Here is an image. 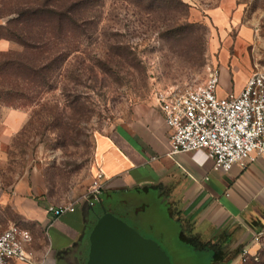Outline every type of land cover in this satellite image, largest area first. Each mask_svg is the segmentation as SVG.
<instances>
[{
    "label": "rangeland",
    "instance_id": "obj_1",
    "mask_svg": "<svg viewBox=\"0 0 264 264\" xmlns=\"http://www.w3.org/2000/svg\"><path fill=\"white\" fill-rule=\"evenodd\" d=\"M226 2L243 6L248 17L264 18V0H0V20L6 23L19 9L54 6L67 11L73 29L59 40L56 31H33L36 49L25 53L48 69L43 82L28 85L23 77L0 71V109L29 115L22 131L4 144L0 188H12L35 171L42 190L56 202L82 198L91 184L98 139L129 108L159 89L205 83L210 27L196 22L192 11L207 12ZM12 52L24 50L15 44ZM7 59L0 56V63ZM150 194L143 217L149 227L170 233L178 261L120 210L110 213L158 243L172 264H210L207 253L178 241L179 226L170 220L168 206ZM10 216L1 214L0 223Z\"/></svg>",
    "mask_w": 264,
    "mask_h": 264
},
{
    "label": "crops",
    "instance_id": "obj_2",
    "mask_svg": "<svg viewBox=\"0 0 264 264\" xmlns=\"http://www.w3.org/2000/svg\"><path fill=\"white\" fill-rule=\"evenodd\" d=\"M192 18L210 27V69H220L219 97L240 94L256 72H264V18L248 17L243 6L230 2L207 12L193 9ZM6 24L0 20V30ZM14 48L0 36V56ZM0 110L2 163L4 144L22 131L29 115ZM171 135L154 93L129 108L98 139L91 183L102 172L106 187L93 208L85 199L91 184L82 198L58 203L42 190L35 171L12 188H0V215L12 214L0 223V233L18 225L33 238L28 247L32 261L11 264H73L85 257L89 235L103 214L101 204L111 213L120 210L133 227L167 245L165 250L178 261L170 233L149 227L143 217L150 193L168 206L170 220L179 226L178 241L197 254L207 253L210 264H242L244 249L256 253L254 236L264 232V158L247 169L216 171L204 152L171 155ZM65 206L75 211L58 218L50 213Z\"/></svg>",
    "mask_w": 264,
    "mask_h": 264
},
{
    "label": "built area",
    "instance_id": "obj_3",
    "mask_svg": "<svg viewBox=\"0 0 264 264\" xmlns=\"http://www.w3.org/2000/svg\"><path fill=\"white\" fill-rule=\"evenodd\" d=\"M219 83L220 69L213 67L199 86L164 88L154 93L172 130L171 155L204 152L206 159L214 162L216 171L229 172L234 166L247 169L264 158V72H256L238 95L219 97ZM104 180L102 172L92 180L85 197L89 207L100 202L106 187ZM74 211V206L50 209L56 218ZM253 240L257 251L244 249L242 264L258 261L264 252V232L257 233ZM32 242L29 231L18 225L9 226L0 233V264L31 262L28 247Z\"/></svg>",
    "mask_w": 264,
    "mask_h": 264
},
{
    "label": "trees",
    "instance_id": "obj_4",
    "mask_svg": "<svg viewBox=\"0 0 264 264\" xmlns=\"http://www.w3.org/2000/svg\"><path fill=\"white\" fill-rule=\"evenodd\" d=\"M62 10L63 9L57 10L54 6L48 8L47 6H32L14 11L10 15L6 26L1 28L0 36H3L14 44L21 46L24 52L23 54L10 52L7 55H3L4 57H8V59L5 63H0V71L3 72V70H8L17 78L23 77L28 85H35L43 82L45 80L43 74L45 72L44 70L48 69H45V67L41 68L33 61L31 62L27 58L28 55L25 51L31 53L36 49V44L33 43V31L38 27L49 29L52 32L56 31V35L54 36V39L56 40H59V38H62L64 35L73 31V29H69L70 23L68 22L69 16L67 11ZM46 15L49 16V19L45 17ZM88 252L89 249L86 257L81 256L77 258L75 263L86 264ZM262 257H264V252L260 255L258 261L252 259L247 264H263L261 261Z\"/></svg>",
    "mask_w": 264,
    "mask_h": 264
},
{
    "label": "water",
    "instance_id": "obj_5",
    "mask_svg": "<svg viewBox=\"0 0 264 264\" xmlns=\"http://www.w3.org/2000/svg\"><path fill=\"white\" fill-rule=\"evenodd\" d=\"M101 207L103 214L89 235L86 264H172L158 243Z\"/></svg>",
    "mask_w": 264,
    "mask_h": 264
}]
</instances>
